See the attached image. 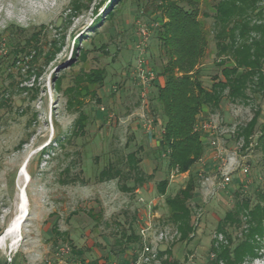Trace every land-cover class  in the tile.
Masks as SVG:
<instances>
[{"label":"rangeland","instance_id":"374dc122","mask_svg":"<svg viewBox=\"0 0 264 264\" xmlns=\"http://www.w3.org/2000/svg\"><path fill=\"white\" fill-rule=\"evenodd\" d=\"M196 1L207 37L199 78L209 89L214 77H221L213 40L217 0ZM114 2L0 0V237L17 214L21 190L26 199L20 241L14 247L10 238L0 244V264L130 262L139 243L124 239L138 233L147 203L155 230L177 231L168 219L164 198L184 187L187 178L171 179L155 137L141 128L143 115L161 119L152 110L156 86L163 84V52L156 38L160 11L154 0H123L113 18L104 20ZM259 7H264V0ZM143 27L146 40L140 33ZM24 42H29L30 55L20 54L12 65L9 52ZM139 51L156 77L144 97L134 71ZM95 70L103 73L101 85L85 80ZM257 108L262 123L263 93L245 103H230L224 97L217 109L203 113L201 118L219 116L222 131L234 128L233 134L214 135L225 159L231 157L230 183L224 189L219 186V164L208 159L212 149L204 141L206 155L192 169L197 181L189 201L194 232L189 240L159 245L160 252L170 254V261L207 264L213 259L212 242L225 244L216 229L224 215L237 200L248 199L253 205L258 193L264 192V152L256 146V136L248 145L235 138ZM80 115L86 118L82 133L76 128ZM205 138L200 133L202 142ZM133 152L141 160L140 170L146 176L145 171H151L153 178L124 192L122 186H133V178L124 176L126 157ZM26 161L27 175L21 176ZM108 165L121 169L123 176L100 182L99 172ZM163 179H168V186L160 196L156 186ZM245 227L226 228L232 246ZM255 240L257 257L241 264H264V234Z\"/></svg>","mask_w":264,"mask_h":264},{"label":"trees","instance_id":"16d2710c","mask_svg":"<svg viewBox=\"0 0 264 264\" xmlns=\"http://www.w3.org/2000/svg\"><path fill=\"white\" fill-rule=\"evenodd\" d=\"M262 1L217 0L213 6V40L221 77H214V82L206 89L200 81L198 66L205 55L207 37L198 19L197 1L154 0L162 21L157 27L156 38L163 52L160 66L163 84L156 86L155 106L152 107L161 116L159 120L154 119L157 130H162L157 147L166 158L169 173L188 174L185 186L174 195L165 196L168 179L159 181L156 190L160 196H165L168 219L176 227L181 242L189 240L194 232L189 201L193 198L197 181L192 169L205 153L200 133L195 129L197 122L206 111L217 109L224 97L230 103H245L251 97L264 94V7H259ZM122 2L116 0L111 9L109 6L104 20L112 19L116 7ZM22 32L24 30H20ZM37 36L33 35L32 41ZM28 44L24 42L22 47L17 45L9 52L12 65L18 62L20 54L30 55ZM85 78L90 85H101L104 80L101 70L90 71ZM259 117L260 108H257L253 117L237 129L235 138H243L248 145L249 139L256 136V146L264 152V122L259 123ZM85 122V116L80 115L76 122L77 132H83ZM140 161L135 152L127 155L128 169L124 176L133 178V186H122L124 192H132L145 180L153 178V173L146 176L140 170ZM121 176V169L108 165L99 172V181L120 179ZM242 225L246 226L241 229L242 238L232 246L226 228H242ZM216 229L224 237L225 244L216 240L212 242L213 259L207 264H241L256 258L259 247L255 238L264 234V192L258 193L253 205L248 199L237 200ZM124 240L139 243L134 232ZM168 255L166 251L159 252L161 264H177L170 261ZM87 264L100 263L94 260Z\"/></svg>","mask_w":264,"mask_h":264},{"label":"built area","instance_id":"2783aa9c","mask_svg":"<svg viewBox=\"0 0 264 264\" xmlns=\"http://www.w3.org/2000/svg\"><path fill=\"white\" fill-rule=\"evenodd\" d=\"M141 36L145 38L147 36V29L142 28L140 30ZM146 40V38L144 39ZM140 48V46H137ZM135 76L139 81L141 86L142 97L145 96V92L147 93L148 87L155 82L156 77L154 72L151 69H148L146 66V62L143 58L142 53L139 51L136 59H135ZM107 118L111 119V116L107 114ZM141 128L144 132L148 134H153L156 131L157 127L155 126V120L150 115H143L141 117ZM221 119L219 116H208L207 118H200L197 122L195 129L201 133L202 136H206L204 141L208 144V146L213 150L215 160L218 162V171L220 173V178L218 184L221 188H225L230 183L229 172L227 171L229 166H232V162H230L231 157L225 159L224 152L220 147L219 141L216 138L217 134H233L234 128L228 129L225 131L221 130L220 127ZM162 130L158 132L160 135ZM216 135V136H214ZM208 140V141H207ZM238 148H236L237 150ZM236 151L234 152V154ZM177 174L171 173V179L176 177ZM138 202H144L142 198H138ZM147 208L149 209L146 217L144 219L139 218V226H138V238L139 245L138 250L135 252L134 257L130 260V262L125 264H161V261L158 257L160 252L159 245L168 244L175 240L179 239L178 231L171 232L166 228H162L159 230L154 229V225L151 221V203H147ZM144 220V221H143ZM111 264H122V263H111Z\"/></svg>","mask_w":264,"mask_h":264},{"label":"bare ground","instance_id":"6f19581e","mask_svg":"<svg viewBox=\"0 0 264 264\" xmlns=\"http://www.w3.org/2000/svg\"><path fill=\"white\" fill-rule=\"evenodd\" d=\"M20 175H27L24 170L20 171ZM27 181V180H26ZM27 184V183H25ZM25 194L24 190H21L18 196V205H17V214L16 216L9 222L7 227L5 228L4 233L0 237V244H2L6 239H11V247L17 245L21 238V224L22 221L26 218V209H25Z\"/></svg>","mask_w":264,"mask_h":264},{"label":"crops","instance_id":"0c3cea01","mask_svg":"<svg viewBox=\"0 0 264 264\" xmlns=\"http://www.w3.org/2000/svg\"><path fill=\"white\" fill-rule=\"evenodd\" d=\"M157 129V128H156ZM154 137H155V147H157V145H158V143H159V134H158V131L156 130V131H154V133L152 134ZM203 143H204V139H203ZM205 144H207V143H205ZM204 155H206L205 153H204ZM206 158V157H205ZM204 158V159H205ZM209 158H214L215 159V156H214V152H213V150L212 151H210V152H208V159ZM146 172V174L147 175H150L151 174V171H145ZM178 177H182V178H188V174H183V175H178ZM135 192H137V190L135 191ZM125 263H128V260H126L124 263H122V264H125Z\"/></svg>","mask_w":264,"mask_h":264},{"label":"water","instance_id":"95a60500","mask_svg":"<svg viewBox=\"0 0 264 264\" xmlns=\"http://www.w3.org/2000/svg\"><path fill=\"white\" fill-rule=\"evenodd\" d=\"M26 163H27V161L23 164L21 170H24V168H25V166H26Z\"/></svg>","mask_w":264,"mask_h":264}]
</instances>
